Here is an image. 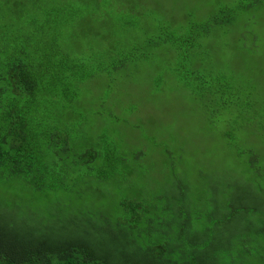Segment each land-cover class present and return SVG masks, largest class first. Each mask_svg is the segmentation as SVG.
I'll return each instance as SVG.
<instances>
[{"label": "rangeland", "instance_id": "rangeland-1", "mask_svg": "<svg viewBox=\"0 0 264 264\" xmlns=\"http://www.w3.org/2000/svg\"><path fill=\"white\" fill-rule=\"evenodd\" d=\"M1 1L5 3L0 7V27L10 33L21 28L25 33L33 30L29 35L33 44L27 46V51L45 48L40 60L51 61L52 65L61 59L74 64L75 58L82 57L77 50L79 45L85 49V56L98 58L104 50L110 28L107 25L112 26L115 18L125 21L122 15L106 11L108 5L104 0H72L60 6L64 13L61 17L69 24L45 31L49 36L60 33L61 40L53 51L45 43L49 36L40 30L45 28L47 19L44 8L36 14L34 30L30 19L18 17L24 12L21 8L13 2ZM25 1V10L27 6L40 4L50 8L57 2ZM112 1L139 12L131 19L138 43H144L149 32L165 33L167 27L182 36L194 25L211 21L223 5L233 7L238 3L237 0ZM250 12L244 16L237 14L232 24L202 38L196 45L198 50L194 49L199 58L197 63L178 61L172 54L165 57L160 69L152 71L149 59L136 73L129 68L130 79L120 72L113 75L114 84L108 90L105 72L94 69L93 76L77 87L70 118H63L75 121L71 133L77 148L106 140L108 144L102 147L106 149L101 150L116 170L108 182L99 186L95 182L76 185L82 196L59 190L41 198L42 201L60 199L80 210L97 205L110 209L117 204L120 194L136 198L164 196L163 192L170 193L173 185L180 182L186 185L191 200L205 203L210 200L209 195L220 194L217 192L225 188L228 191L225 195L230 196V204L232 200L231 206L238 212L237 218L246 219L242 225L241 219H233L243 228L231 231L230 236L241 238L247 232L248 237L254 238L263 233L264 3L251 6ZM92 21L95 26H90ZM74 36H79V43L72 40ZM74 109L84 117H76ZM49 111L53 112L51 108ZM233 185L236 188L231 189ZM2 186L0 207L13 204L16 196L13 188ZM102 193L105 195L101 196ZM198 209L205 212L201 207ZM193 228L200 233V243L203 242L205 222L198 220ZM231 244L234 251H239L238 241ZM254 249L264 255V240L258 239Z\"/></svg>", "mask_w": 264, "mask_h": 264}, {"label": "trees", "instance_id": "trees-1", "mask_svg": "<svg viewBox=\"0 0 264 264\" xmlns=\"http://www.w3.org/2000/svg\"><path fill=\"white\" fill-rule=\"evenodd\" d=\"M6 1L24 11L18 17L30 19L34 30L36 14L44 8L47 19L40 30L46 36L47 29L69 24L61 17L60 6L72 0H57L50 8L27 6L26 10L25 0ZM104 1L106 11L122 15L125 21L115 18L112 26L107 25L110 28L98 58L85 56L79 45L82 57L75 58L72 65L64 59L53 65L41 61L45 48L27 51L33 44L29 37L33 30L10 33L0 27V191L6 184L16 193L13 204L0 207V264H264V255L254 249L258 239L264 240V232L254 238L247 232L241 238L230 236L231 231L243 228L233 219H241V225L246 219L237 218L225 188L217 192L221 199L220 194L209 195L205 203L191 200L186 185L180 182L170 193L163 192L164 196L120 194L110 209L97 205L80 210L60 199L42 201L59 190L82 196L76 185L95 182L99 186L116 170L101 150L106 149L102 148L108 144L106 140L77 148L71 133L75 121L63 118H70L77 87L93 76L94 69L105 72L108 90L114 84L113 75L120 72L130 79L129 68L136 73L149 59L152 71L160 69L165 57L172 54L178 61L197 63L195 50L202 38L232 24L237 14L250 15L251 6L264 3L237 0L233 7L223 5L211 21L194 25L182 36L167 27L165 33L149 32L144 43H138L131 24L137 9ZM3 3L0 0V7ZM92 22L90 26H95ZM60 40V33L54 32L45 43L55 51ZM72 40L80 42L79 36ZM74 115L84 117L76 110ZM199 207L205 212L197 211ZM198 220L205 222L206 238L201 243L200 233L193 228ZM233 240L238 241L239 251L232 249Z\"/></svg>", "mask_w": 264, "mask_h": 264}]
</instances>
